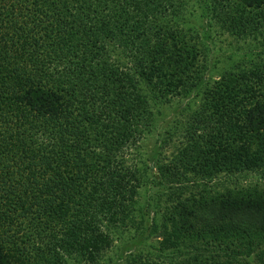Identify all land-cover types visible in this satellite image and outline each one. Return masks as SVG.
Returning <instances> with one entry per match:
<instances>
[{"label": "trees", "instance_id": "trees-1", "mask_svg": "<svg viewBox=\"0 0 264 264\" xmlns=\"http://www.w3.org/2000/svg\"><path fill=\"white\" fill-rule=\"evenodd\" d=\"M202 3L232 35L263 39L247 66L237 64L224 74L219 82L230 87L221 89L208 112L192 117L189 144L205 140L200 152L211 169L223 164L264 169V0ZM186 4L0 0V264L87 262L97 244L109 246L111 232L105 226L120 215L124 198L119 195L124 193L119 190L127 175L114 167L113 153L130 140L123 129L134 119L132 100L154 68L176 76L177 64L185 77L191 75L184 64L194 65L196 50L186 35L174 32L172 18L177 11L184 13ZM115 38L131 49L124 54L131 58L124 75L123 65L116 71L101 60ZM257 83L258 90L253 88ZM238 133L244 139L237 147ZM192 153L199 155L198 148ZM177 227L172 246L181 260L140 254L121 264L228 263L215 259L218 250L193 260L197 256L185 243L187 229ZM231 228L235 247L253 252L257 263L264 264L258 247L264 230L251 224ZM28 247L33 257L27 255ZM246 261L239 264H255Z\"/></svg>", "mask_w": 264, "mask_h": 264}, {"label": "rangeland", "instance_id": "rangeland-1", "mask_svg": "<svg viewBox=\"0 0 264 264\" xmlns=\"http://www.w3.org/2000/svg\"><path fill=\"white\" fill-rule=\"evenodd\" d=\"M199 1L198 4L197 0H187V10L177 11L172 17L176 20L174 32L186 35L187 43L195 47L194 65L184 64L186 74L192 76L185 77L177 64L176 76L154 68L132 100L134 119L123 129L125 135L131 134L130 140L113 153L114 167L127 175L123 189L119 190L124 193L119 195L124 198L120 215L109 227L105 226L111 232V243L101 247L97 244L90 261L69 259L67 263L73 264L74 260L75 264H121L140 254L159 256L166 262L181 260L180 252L172 246L180 226L187 229L185 243L190 245V253L197 256L192 258L195 261L218 250L215 258L218 261L239 264V260L243 263L251 260L259 264L253 252L235 247L237 236L231 227L234 224L240 229L251 224L264 230V169L237 170L225 164L211 169L200 152L206 146L205 140L189 142L194 130L192 117L208 112L207 105L221 89L230 87L227 82H219L224 74L237 64L247 66L256 52L261 51L263 37L253 40L232 35L210 17L212 14ZM234 3L229 1L231 5ZM128 47L126 42L115 38L105 48L101 60L108 69L116 71L123 65L124 75L125 64L131 60L124 57L131 51L128 52ZM177 48L182 54L183 43H177ZM165 64L167 67L168 61ZM253 88L258 90V83ZM236 136L238 147L244 134ZM195 147L199 155L192 153ZM236 205L240 207L234 208ZM258 247L264 251V241ZM26 253L29 257L35 255L30 247Z\"/></svg>", "mask_w": 264, "mask_h": 264}]
</instances>
